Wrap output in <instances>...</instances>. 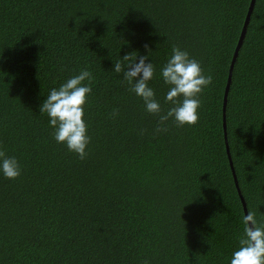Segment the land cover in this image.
Masks as SVG:
<instances>
[{
  "label": "trees",
  "instance_id": "1",
  "mask_svg": "<svg viewBox=\"0 0 264 264\" xmlns=\"http://www.w3.org/2000/svg\"><path fill=\"white\" fill-rule=\"evenodd\" d=\"M249 2L0 0V148L21 168L0 178V264H227L244 211L222 98ZM145 44L157 69L176 45L212 76L195 125L156 132L111 72ZM85 67L80 159L54 142L39 105ZM149 84L166 111V87L158 75ZM225 125L246 212L264 220V0L232 65Z\"/></svg>",
  "mask_w": 264,
  "mask_h": 264
},
{
  "label": "clouds",
  "instance_id": "2",
  "mask_svg": "<svg viewBox=\"0 0 264 264\" xmlns=\"http://www.w3.org/2000/svg\"><path fill=\"white\" fill-rule=\"evenodd\" d=\"M144 48L143 55L133 51L118 56L112 63L111 72L127 83L128 90L142 102L144 112L157 118L156 132L166 131L165 122L169 120L178 127L195 125L200 96L212 82V76L204 74L200 63L176 45L171 46L158 69L152 59H148L152 50L147 44ZM154 75H158L166 87L163 95V102L169 105L166 111H162L161 99L149 84ZM93 80L92 73L86 67L82 68L58 86L49 88L39 105V113L46 115L54 142L63 144L67 151L80 159L86 157L90 141L84 108ZM117 115L116 108L109 113L110 118ZM140 131L142 133L143 129ZM20 172L17 158L0 148V178L14 180ZM260 204H264V200ZM240 225L242 231L236 237V246L227 257V264H264V220L258 221L253 211H247L241 215Z\"/></svg>",
  "mask_w": 264,
  "mask_h": 264
},
{
  "label": "water",
  "instance_id": "3",
  "mask_svg": "<svg viewBox=\"0 0 264 264\" xmlns=\"http://www.w3.org/2000/svg\"><path fill=\"white\" fill-rule=\"evenodd\" d=\"M254 1L255 0H250L249 5H248V9H247V13H246L245 18H244V22H243V25H242V29H241V32H240L238 41L236 43L235 49L233 51V56H232V59H231V62H230V66H229V72H228L227 82H226V85H225V88H224V93H223V98H222V125H223V132H224V138H225L226 153H227V157H228V160H229L230 168L232 170L234 184H235V187L237 189V193L239 195V199L241 201L244 214H246V206H245L244 199H243V197H242V195L240 193V190L238 188L236 176H235V173H234V170H233L232 161H231V157H230V154H229V151H228L227 142H226L225 105H226V94H227V90H228V87H229L232 65H233V62L235 61V58H236V55H237V51H238V49H239V47L241 45L242 39L244 37V33H245V30H246V27H247V24H248L249 16H250V14L252 12V8H253V5H254Z\"/></svg>",
  "mask_w": 264,
  "mask_h": 264
},
{
  "label": "bare ground",
  "instance_id": "4",
  "mask_svg": "<svg viewBox=\"0 0 264 264\" xmlns=\"http://www.w3.org/2000/svg\"><path fill=\"white\" fill-rule=\"evenodd\" d=\"M225 86V85H224Z\"/></svg>",
  "mask_w": 264,
  "mask_h": 264
}]
</instances>
